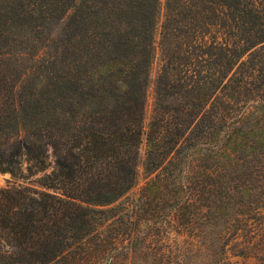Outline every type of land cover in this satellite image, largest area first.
Instances as JSON below:
<instances>
[{
	"label": "trees",
	"instance_id": "16d2710c",
	"mask_svg": "<svg viewBox=\"0 0 264 264\" xmlns=\"http://www.w3.org/2000/svg\"><path fill=\"white\" fill-rule=\"evenodd\" d=\"M0 172V264H264V0H0Z\"/></svg>",
	"mask_w": 264,
	"mask_h": 264
},
{
	"label": "rangeland",
	"instance_id": "374dc122",
	"mask_svg": "<svg viewBox=\"0 0 264 264\" xmlns=\"http://www.w3.org/2000/svg\"><path fill=\"white\" fill-rule=\"evenodd\" d=\"M158 40V31L156 32V41ZM157 66V58L154 65V68L156 69ZM155 69L152 73V82L155 76ZM152 87L149 89L148 97H147V108H146V115L147 118L150 115L151 112V103H152ZM143 147L140 151V163L143 161ZM143 170L141 166L139 167V182L138 185L133 189V191L129 194L130 199H133L137 196L142 184L144 183L143 179ZM8 181H10V176L5 173L0 172V188L7 185ZM161 231V237L164 238V241H161V244H158L155 246V250L159 253H164L165 256H167L166 260L169 262V264H173L176 261H178L179 256L181 254V240H182V234L174 232L173 229H162ZM240 247H234L231 245L229 251L227 252L226 257L223 259L224 264H254V259H246L238 256H234L233 254L235 252H238ZM215 258V256H214ZM208 259L211 260V257L208 256ZM126 264H144L142 260L136 259L135 261L129 260Z\"/></svg>",
	"mask_w": 264,
	"mask_h": 264
}]
</instances>
